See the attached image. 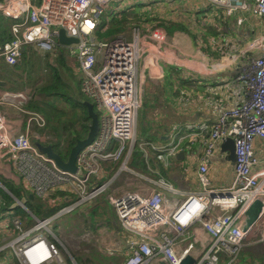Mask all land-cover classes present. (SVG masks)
<instances>
[{"label": "built area", "instance_id": "1", "mask_svg": "<svg viewBox=\"0 0 264 264\" xmlns=\"http://www.w3.org/2000/svg\"><path fill=\"white\" fill-rule=\"evenodd\" d=\"M114 1L0 0V13L11 20L12 35L0 46V58L7 65L16 64L25 45L53 50L58 45L56 32L62 28L67 36L78 38V43L66 48L82 73L81 92L91 99L97 115L103 112L98 116L94 139L77 153V169L72 173L35 147L34 142L54 143L57 135L40 113L24 107L29 100L25 91L2 89L0 159L13 162L23 187L38 198L56 191L67 192L75 195L77 203L105 194L120 226L132 235L124 264H180L193 249L198 250L194 264H239L238 256L244 249L264 243V169L253 171L259 162L254 139L264 140V37L255 39L251 45L254 55L239 65L234 76L240 102L223 107L203 138L196 170L200 188L180 191L124 161L131 153L138 112L145 103L144 82L160 74L154 70L152 53L174 47L178 30L168 35L161 28L149 33L134 29L129 39L115 35L96 40L92 33L97 21ZM210 1L227 6V12L238 3L246 7L236 0ZM252 9L264 21V0H253ZM3 105L23 115L24 129H8ZM187 127L196 131L206 128L204 123ZM228 137L234 143L233 180L228 186L213 188L207 158ZM142 145L156 149L161 160L174 154L177 146L156 148L148 142ZM107 167L115 170L108 180H101ZM120 179L124 184L115 186ZM169 191L181 197H169ZM254 200L261 201V210L243 230L246 209ZM73 208L74 204L63 210ZM50 221L35 219L25 229L20 218L10 220L19 231L11 246L20 264H43L60 257L57 244L49 239L53 234L48 227ZM3 225L5 229L9 227L5 219Z\"/></svg>", "mask_w": 264, "mask_h": 264}, {"label": "crops", "instance_id": "2", "mask_svg": "<svg viewBox=\"0 0 264 264\" xmlns=\"http://www.w3.org/2000/svg\"><path fill=\"white\" fill-rule=\"evenodd\" d=\"M236 1L245 3L246 7L238 3L231 12H227V6L210 0H144L126 11H115L110 4L96 24V28L102 24L101 32L116 30L108 38L131 30L123 35L129 39L134 29L149 33L161 28L168 35L178 30V42L174 47L152 53L154 70L160 74L144 82L145 103L138 112L139 124L137 127L136 122L131 153L124 161H128L136 171L153 179L162 178L180 191L200 188L196 170L203 152V138H206L223 107L240 102L234 76L239 65L254 55L255 48H251V45L255 39L264 37V21L253 13V0ZM141 4L145 9L139 6ZM126 21L135 26H123ZM10 23L11 20L0 13V46L3 43L1 36L7 37ZM13 68L14 65H7L0 58V80L5 82L0 90H21L19 86L8 87L9 76L6 72H13ZM2 108L6 112L10 131L24 129V117L16 108L8 105ZM194 123H204L206 128L190 130L187 126ZM144 142L156 148L177 146L174 154L161 160L157 158V150L142 145ZM253 147L259 161L253 171L264 169V140L254 139ZM226 156L227 152L220 146L207 158L208 176L213 188L228 186L233 180V166ZM133 161L137 162L133 164ZM170 161L187 163L184 166L173 165L170 170L166 168ZM160 167L165 168L162 175ZM114 170L115 167H107L101 174V180H108ZM6 183L21 186L13 162L0 159V189L13 199V203L4 210L0 205V264L18 261L11 244L19 231L10 220L18 217L23 227L29 229L35 219L45 216L51 219L49 229L53 234L49 239L59 247L60 257L43 264H87L91 260L97 264H124L132 235L120 226L105 194L76 203V197L71 193L54 192L41 199L34 198L35 195L28 189L25 191L22 186L18 198L14 192H10ZM123 184L120 179L115 186ZM30 194L33 196L30 197ZM25 195L34 199V204L29 205ZM168 196L181 197L170 191ZM72 204L74 208L71 211L63 210ZM86 204L91 212H85L82 216L77 209ZM97 205H102V209L98 206L100 211ZM107 205L112 208L109 213L105 211ZM47 212L49 214L45 215ZM24 213L29 216L25 218L22 216ZM3 219L8 222L6 229ZM80 230L92 235L86 233L89 237H83L86 240H83V244L70 240V235ZM152 264L157 263L154 261Z\"/></svg>", "mask_w": 264, "mask_h": 264}, {"label": "rangeland", "instance_id": "3", "mask_svg": "<svg viewBox=\"0 0 264 264\" xmlns=\"http://www.w3.org/2000/svg\"><path fill=\"white\" fill-rule=\"evenodd\" d=\"M144 0H123L119 3H111L110 7L111 9L115 11H126L128 9H131L135 4L142 3ZM141 8L145 9L144 5H139ZM128 12V11H127ZM131 25L135 26L134 24L130 23L129 21H126L123 26ZM129 31H124V34L130 33ZM121 34V35H124ZM94 36V35H93ZM110 36V35H109ZM109 36L103 37L108 38ZM132 36V34H131ZM96 40H101L103 38L95 37ZM31 49L27 51L28 45H25L22 47V51L24 53V61L20 60L22 59V56L19 58V62L21 64V69L17 68L12 72V75L8 77L9 83L8 87H15L19 86L21 90L25 91L26 95L29 97L28 102L24 105L25 108L27 106L29 110L36 111L40 113L45 121H46V115L45 112L48 109V106L46 104L47 101H51V97L47 96L44 91H42V87H44L48 82H50V76H51V67H57L58 74L62 81H64L66 84L69 85V89L71 92L75 93V84L73 81V78L77 77L76 82L78 83V86L81 90V82H82V73L77 68V62L76 60L69 55L68 49L60 46L63 52V59L59 57L60 52L59 49H57V46L53 50L48 49H41L37 45H31ZM62 62L64 64H62ZM78 73V74H77ZM91 100V99H90ZM92 102V101H91ZM93 104V103H92ZM97 112V111H96ZM102 111H98V116L102 115ZM139 124V119L137 121V127ZM51 128V127H48ZM52 130V128H51ZM56 137V136H55ZM68 138H63L60 144L58 145L59 148L65 149L67 148V141ZM137 140V139H136ZM136 162V161H135ZM187 163V161H170L167 165V169H172L173 165H182L184 166ZM194 163V162H193ZM163 167L159 168L160 175L163 174ZM156 176H159L155 174ZM102 209V205H97L98 211ZM79 207V206H78ZM93 207V206H92ZM91 207V208H92ZM96 207V206H95ZM111 208V207H110ZM109 206L107 205V208L105 207V211L109 213ZM112 209V208H111ZM78 211H81L82 216L85 212L90 211V206L87 204L80 206ZM113 210V209H112ZM91 212V211H90ZM12 213V211H10ZM50 227V224L48 225ZM91 235L90 232H83L82 230L77 231L75 233H72L70 235V240H75L79 244L85 243L83 240L84 238H88L89 235ZM92 236V235H91ZM50 237V236H49ZM86 241V240H85ZM58 247V246H57ZM59 249V247H58ZM60 254V249H59ZM252 262H264V243L257 244L253 247H249L244 249L238 256V263L239 264H250ZM12 264H20L19 261L16 260V262H13ZM87 264H97L94 260H91Z\"/></svg>", "mask_w": 264, "mask_h": 264}, {"label": "trees", "instance_id": "4", "mask_svg": "<svg viewBox=\"0 0 264 264\" xmlns=\"http://www.w3.org/2000/svg\"><path fill=\"white\" fill-rule=\"evenodd\" d=\"M102 24L95 28L93 31V35L98 38H103L106 36L111 35L112 33L116 32V30H110V31H100V26ZM12 39V35L9 29V33L7 37L5 38L4 35L1 36V42H6ZM2 43V44H3ZM32 47L31 45H28V50H30ZM66 48V47H65ZM57 49H59L61 59H63V52L64 50L61 49L60 45H57ZM21 56L22 59L21 61H24V59L27 57H24L23 51H21ZM19 62V61H18ZM14 64V70L19 68L21 69V64L20 63ZM62 64H64L62 62ZM8 76L12 75L11 71L6 72ZM78 74V73H77ZM77 77L73 78L74 84H75V93L71 92V88L69 89V85L66 84L64 81L61 80L59 74H58V69L57 67H51V76H50V82H48L44 87H42V91L46 93L47 96L51 97V101H47L46 104L48 106V109L45 112L46 115V125L48 127H51L57 135V139L54 143H52V147L54 150L63 158L66 159L68 157L69 151L71 147L74 145L75 141L77 139L84 138L86 133H87V127L89 124V117L87 113V108L83 104L84 101H90L91 100L83 95V93L80 90V87L78 86V83L76 82ZM94 110L95 107L93 106ZM63 138H68L66 143H67V148L61 149L58 147L60 142L62 141ZM137 162V161H136ZM133 161V164L136 163ZM6 186L10 190V192H14L15 195L20 198L21 193L20 189H22L23 185L17 186L13 185L11 183H6ZM25 191L27 189L23 188ZM22 189V190H23ZM24 191V192H25ZM59 192V191H56ZM66 194V193H63ZM36 196H34L35 198ZM0 198H1V208L2 210L6 209L10 204L13 203V199L8 195L6 192L0 189ZM25 198L28 202L29 205L34 204V199L31 200L30 197L25 195ZM76 200V199H75ZM38 214V212H36ZM49 214L48 212L45 213V215ZM22 216L27 218L26 213H24ZM48 217V216H45ZM42 217V218H45Z\"/></svg>", "mask_w": 264, "mask_h": 264}, {"label": "water", "instance_id": "5", "mask_svg": "<svg viewBox=\"0 0 264 264\" xmlns=\"http://www.w3.org/2000/svg\"><path fill=\"white\" fill-rule=\"evenodd\" d=\"M56 40H57V43L63 47H68L72 44L78 43L77 37L67 36L65 34V31L62 28H59L58 31L56 32ZM4 85H5V82L0 80V87H3ZM83 104L87 108V113H88V117L90 120L88 127H87V133L84 138L77 139L75 141L66 159H63L54 150L51 144L44 145V144H41L40 142H34L35 147L39 151L44 153L47 157L53 159L58 167H60L63 170L72 172V173L75 172L77 169L76 164H75L77 153L79 152L80 149H82L84 146H86L92 141V139L94 138L98 130V115H97V112L93 108L92 102L84 101ZM220 146L223 151L227 152L226 159L229 161V163L232 166H234L235 154H234L233 139L228 137L226 140H224L221 143ZM32 196L33 195L30 194V197ZM261 206H262V203L260 200H254L249 205V207L246 209V212H245L246 220L243 226V230H246L256 220L261 210ZM197 257H198V250L193 249L184 255L180 264H194ZM159 264H167V263L162 261Z\"/></svg>", "mask_w": 264, "mask_h": 264}, {"label": "bare ground", "instance_id": "6", "mask_svg": "<svg viewBox=\"0 0 264 264\" xmlns=\"http://www.w3.org/2000/svg\"><path fill=\"white\" fill-rule=\"evenodd\" d=\"M235 75H236V74H235ZM93 139H94V138H93ZM93 139H92V140H93Z\"/></svg>", "mask_w": 264, "mask_h": 264}]
</instances>
